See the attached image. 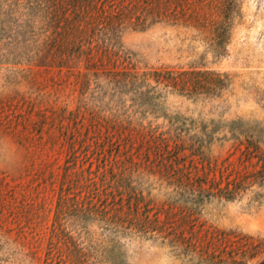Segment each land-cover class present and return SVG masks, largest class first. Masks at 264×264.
Segmentation results:
<instances>
[{
  "label": "rangeland",
  "instance_id": "obj_1",
  "mask_svg": "<svg viewBox=\"0 0 264 264\" xmlns=\"http://www.w3.org/2000/svg\"><path fill=\"white\" fill-rule=\"evenodd\" d=\"M43 2L0 0V264H40L58 189L72 159L73 131L86 124L95 110L94 94L99 96L104 86L103 76L92 77L83 90L80 73L91 69L89 60L69 71L42 58L43 40L55 29L54 21L41 14ZM156 3L161 7L157 21L149 22V16L145 28L125 21L118 30L128 55L120 66L211 69L226 73L227 84L196 96L168 92L159 116L147 119L181 120L190 133L211 129L215 138L203 142V149L217 161L235 162L243 155L244 144L234 143L232 129L258 135L264 149V0ZM82 161L79 150L77 164ZM74 169L79 165L68 172ZM134 177L146 197L163 198L154 175ZM256 189L201 206L203 229L217 231L226 241L215 258L204 261L176 255L159 240L115 231L100 220L69 213L62 223L95 264H264V199H251Z\"/></svg>",
  "mask_w": 264,
  "mask_h": 264
},
{
  "label": "trees",
  "instance_id": "obj_2",
  "mask_svg": "<svg viewBox=\"0 0 264 264\" xmlns=\"http://www.w3.org/2000/svg\"><path fill=\"white\" fill-rule=\"evenodd\" d=\"M157 6L156 0L43 2L41 14L54 21L55 29L43 40L42 58L69 71L74 63L89 60L91 69L80 73L83 90L92 77L103 76L104 86L99 96L94 94L95 110L86 124L73 131L72 159L58 189L40 264H95L63 225L62 216L69 213L159 240L176 255L200 261L215 258L216 248L226 241L217 231L203 229L201 206L214 198H239L254 185L251 199H264V149L258 135L232 129L234 143L244 144L243 155L235 162L217 161L203 149V142L215 138L211 129L190 133L181 120L147 119L148 114L159 116L168 92L196 96L227 84L226 73L211 69L120 66L128 55L118 30L125 21L145 28L149 16L154 23L161 18ZM168 8L165 1L163 12ZM79 150L85 156L81 164ZM77 165L79 169L68 172ZM142 173L159 180L162 199L152 200L139 188L134 174Z\"/></svg>",
  "mask_w": 264,
  "mask_h": 264
}]
</instances>
